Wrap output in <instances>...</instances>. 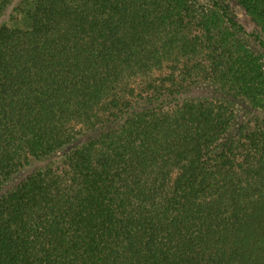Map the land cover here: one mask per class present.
<instances>
[{
    "label": "trees",
    "instance_id": "16d2710c",
    "mask_svg": "<svg viewBox=\"0 0 264 264\" xmlns=\"http://www.w3.org/2000/svg\"><path fill=\"white\" fill-rule=\"evenodd\" d=\"M191 1L0 0V264H264V68Z\"/></svg>",
    "mask_w": 264,
    "mask_h": 264
},
{
    "label": "rangeland",
    "instance_id": "374dc122",
    "mask_svg": "<svg viewBox=\"0 0 264 264\" xmlns=\"http://www.w3.org/2000/svg\"><path fill=\"white\" fill-rule=\"evenodd\" d=\"M195 6L206 7L207 2L209 0H192L191 1ZM231 9L235 13L237 20L242 25L245 32H237L236 38L244 45H246L249 49L255 52L261 59L263 68H264V51L260 49L258 43L254 40V38L250 35L255 33L257 30L256 24L250 19V17L245 13L244 9L235 1L228 0ZM8 25L10 26H21L20 18L14 17L11 21H9ZM229 101L234 106L235 109V117H236V127H239L242 123H244L248 118L253 115H257L258 111L253 108L244 98L242 97H230ZM5 187L3 188V190ZM2 190V191H3Z\"/></svg>",
    "mask_w": 264,
    "mask_h": 264
}]
</instances>
